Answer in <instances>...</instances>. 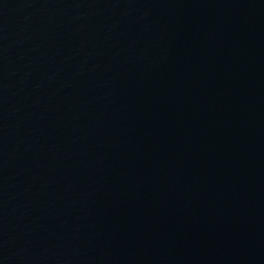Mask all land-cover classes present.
<instances>
[{"label":"water","instance_id":"1","mask_svg":"<svg viewBox=\"0 0 264 264\" xmlns=\"http://www.w3.org/2000/svg\"><path fill=\"white\" fill-rule=\"evenodd\" d=\"M0 264H264V0H0Z\"/></svg>","mask_w":264,"mask_h":264}]
</instances>
